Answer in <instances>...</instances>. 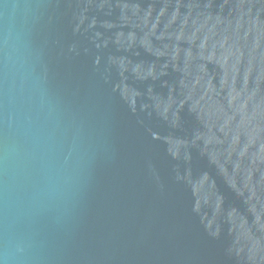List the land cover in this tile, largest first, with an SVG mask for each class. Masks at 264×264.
I'll list each match as a JSON object with an SVG mask.
<instances>
[{
	"label": "water",
	"instance_id": "obj_1",
	"mask_svg": "<svg viewBox=\"0 0 264 264\" xmlns=\"http://www.w3.org/2000/svg\"><path fill=\"white\" fill-rule=\"evenodd\" d=\"M0 264H264V0H0Z\"/></svg>",
	"mask_w": 264,
	"mask_h": 264
}]
</instances>
